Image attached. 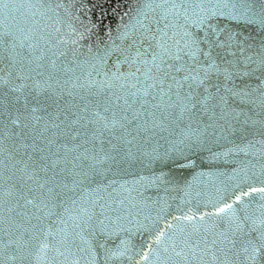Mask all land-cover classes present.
I'll use <instances>...</instances> for the list:
<instances>
[{
  "label": "snow or ice",
  "instance_id": "obj_1",
  "mask_svg": "<svg viewBox=\"0 0 264 264\" xmlns=\"http://www.w3.org/2000/svg\"><path fill=\"white\" fill-rule=\"evenodd\" d=\"M93 7L0 0V264H264V0Z\"/></svg>",
  "mask_w": 264,
  "mask_h": 264
},
{
  "label": "water",
  "instance_id": "obj_2",
  "mask_svg": "<svg viewBox=\"0 0 264 264\" xmlns=\"http://www.w3.org/2000/svg\"><path fill=\"white\" fill-rule=\"evenodd\" d=\"M90 6H93L92 16L94 20H103L105 26H110L113 29L119 23L118 12H122L121 9H117V0H89ZM185 175H189L185 173Z\"/></svg>",
  "mask_w": 264,
  "mask_h": 264
}]
</instances>
